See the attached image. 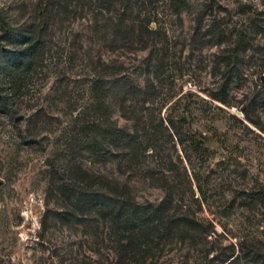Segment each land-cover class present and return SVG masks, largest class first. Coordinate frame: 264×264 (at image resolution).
<instances>
[{
	"label": "rangeland",
	"instance_id": "obj_1",
	"mask_svg": "<svg viewBox=\"0 0 264 264\" xmlns=\"http://www.w3.org/2000/svg\"><path fill=\"white\" fill-rule=\"evenodd\" d=\"M38 1L0 0V10L15 17L20 8L29 19ZM182 1L178 10L172 0H131L128 25L149 20L156 32L149 47L113 39L110 23L100 24L106 33L99 26L96 32L98 3L67 33L57 31L17 113L0 116V264H123L111 224L89 218L71 226L53 217L60 206L47 165L55 160L62 174L73 164L62 153L71 136L62 133L75 116L68 103L78 101L103 64L121 66L119 77L153 93L142 114L161 147L142 155L141 172L167 175L186 189L173 196L180 221L146 264H220L232 251L242 257L236 264H255L243 253L251 246L264 251V196L255 199L264 189V0ZM39 109L48 114L44 121L34 117ZM110 117L119 129H135L118 104ZM82 158L105 177L120 175V158ZM144 177L125 172L120 180L154 209L166 195ZM187 224L191 233H181Z\"/></svg>",
	"mask_w": 264,
	"mask_h": 264
},
{
	"label": "trees",
	"instance_id": "obj_2",
	"mask_svg": "<svg viewBox=\"0 0 264 264\" xmlns=\"http://www.w3.org/2000/svg\"><path fill=\"white\" fill-rule=\"evenodd\" d=\"M173 1L177 2L176 8L180 10L183 1ZM117 2L119 0H39L35 16L29 19L20 8L15 9L18 11L15 17L9 8L0 10V116L17 113L16 103L23 97L32 76L45 64L50 52L48 48L57 31L65 27L67 33L78 15L91 12L93 3L100 6L93 17L96 32L98 29L105 32V25L100 24L110 23L113 39L120 38L126 46H153L154 39L149 37L156 32L149 30L151 22L142 20L137 29L128 25L135 4H131V0H121V6L117 7ZM110 14L112 17L109 18ZM121 68L103 64L98 78L92 79L78 101L68 103V109L75 116L68 123L67 131L62 133L71 135H66L68 139L62 153L65 160L69 158V163L73 164L61 174L55 160L47 161L52 190L56 192L60 206L53 211V217L71 226L82 225L89 218L111 224L115 231L116 252L123 264H146L153 250L170 237L171 228L180 221L172 214L173 196L186 195V189L172 185L167 175L158 177L153 170L141 172L145 170L142 155L150 148L156 153L161 147L142 114V107L149 103L153 93L149 87L141 90L119 77ZM117 104L122 116L133 120V132L119 129L111 120V109ZM35 114L38 121L48 117L44 109L37 110ZM175 131L178 132V128L175 127ZM194 150L201 152L205 149L196 147ZM85 155L102 157L105 161L120 158V175L108 178L92 167L84 166L82 157ZM125 172L129 177L144 174V178L163 188L166 196L160 205L154 209L140 205L133 196L132 186L120 180ZM256 196V200L263 201L264 194ZM191 230L187 224L181 233L188 234ZM233 252L220 264L242 261V257ZM243 255L246 261L264 264V251L261 249L251 246Z\"/></svg>",
	"mask_w": 264,
	"mask_h": 264
},
{
	"label": "water",
	"instance_id": "obj_3",
	"mask_svg": "<svg viewBox=\"0 0 264 264\" xmlns=\"http://www.w3.org/2000/svg\"><path fill=\"white\" fill-rule=\"evenodd\" d=\"M263 194H264V189H263Z\"/></svg>",
	"mask_w": 264,
	"mask_h": 264
}]
</instances>
